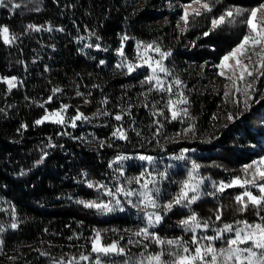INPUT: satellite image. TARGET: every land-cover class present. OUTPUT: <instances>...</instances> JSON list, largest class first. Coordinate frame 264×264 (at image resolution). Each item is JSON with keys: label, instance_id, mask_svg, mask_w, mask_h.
Returning <instances> with one entry per match:
<instances>
[{"label": "trees", "instance_id": "1", "mask_svg": "<svg viewBox=\"0 0 264 264\" xmlns=\"http://www.w3.org/2000/svg\"><path fill=\"white\" fill-rule=\"evenodd\" d=\"M262 1L218 0L212 12L198 17L184 34L195 47L186 52L173 42L171 27L161 21L167 0H11L21 5L16 9L5 0L0 27H8L16 39L8 45L0 39V81L15 77L17 86L8 91L0 82V264H54L81 253L93 256L90 239L95 231L104 244L117 241L126 249L123 261L158 252L170 258L167 245L128 243L139 239L132 233L144 226L142 220L120 210L101 213L77 201H113L88 188L89 182L113 192L117 187L133 188L135 184L127 181L145 171L140 156L161 163L154 173L163 179L158 201L163 205L187 178L184 169L168 171L170 157L194 151L190 161L198 165L199 175L218 185L242 176L241 168L264 153V99L253 101L245 111L233 95L222 99L207 93L208 81L189 65L218 61L247 32L238 17L236 23L204 37L212 18L230 7L250 10ZM124 36L128 39L121 57L118 50ZM138 43H154L171 53L164 65L174 75L169 82L176 78L182 82L180 92L188 104L180 107L188 109L187 117L171 120L164 107L169 95L142 86L148 71L129 74L117 67L122 60L136 63ZM57 88L60 91L54 93ZM65 105V124L35 123L46 110L59 111ZM77 111L87 119L74 121ZM161 111L162 115H154ZM117 114L123 119L116 121ZM118 127L125 130L126 140L112 136ZM121 156L127 158L124 166L113 163ZM239 192L228 189L215 199H200L189 211L174 206L152 232L164 240L187 241L191 235L179 225L192 213L202 222L209 221L211 229L237 221L264 223V209L249 205L240 210ZM217 210L220 221L215 219Z\"/></svg>", "mask_w": 264, "mask_h": 264}, {"label": "snow or ice", "instance_id": "2", "mask_svg": "<svg viewBox=\"0 0 264 264\" xmlns=\"http://www.w3.org/2000/svg\"><path fill=\"white\" fill-rule=\"evenodd\" d=\"M5 0H0V7L4 6ZM11 3L13 9L21 7L18 3ZM218 0H192L191 3L183 5V15L181 21L183 26L177 25L181 33L187 32L190 25H194L198 17L206 13L212 12L213 4ZM198 5V7H194ZM242 17V22L247 32L242 36V39L231 48L221 59L219 64L215 65L219 69L217 73L223 77L228 83L225 84L224 97L227 98L231 95V90L234 89L235 93L239 94L235 98L237 106H243L244 109H249L253 102L254 94L257 89L255 87L257 81L264 76V3H261L258 7H254L250 10H242L237 7H230L223 11L218 17H214L211 20V27L208 31L203 32V36L207 37L212 31H215L226 24H234L237 22V18ZM28 28L33 31H40V28L33 25H28ZM51 30V29H48ZM0 39L3 43L8 45L15 42L16 37L10 34L9 28L4 26L0 27ZM128 39L127 36L122 38L121 49L118 50V55L124 56L123 42ZM143 49V52L140 49ZM137 59L139 63H128L126 60H122V63L117 67L127 66L128 73H132L135 69L142 66H147L150 69V74L146 76L142 81L143 85H148V92L167 93L169 98L166 101L164 107L171 114V120L175 121L181 116L187 117L188 109L186 107H180L181 105H187L188 100L179 91L173 92L172 85L165 86V81L159 76L163 73L164 76H169L171 73L164 65V60L171 55L169 52H163L159 47H156L154 43L146 45L137 44ZM154 51L159 55V59L153 60L148 55L149 52ZM103 63V61H101ZM7 85L8 91H11L17 86L15 77L3 78L2 81ZM172 84L177 89L181 86L182 82L176 78L172 81ZM60 89H54L53 92H59ZM77 95H81L77 92ZM145 97L147 93L144 94ZM176 96V99H172V96ZM242 96L243 99L239 97ZM261 98L264 99V93L261 94ZM51 100V97H49ZM88 101H85L87 103ZM259 103V100L255 101ZM106 103V101H105ZM146 106V105H145ZM43 107V105H41ZM68 106H62L59 111L47 113L41 119L35 123L40 125L45 121H49L55 124H65V117L63 113L67 110ZM155 107V105H153ZM128 112H123V115H128ZM163 112L154 113V115H162ZM103 115H108L104 112ZM123 115L117 114L114 116L116 121L123 119ZM215 118V117H214ZM238 118V117H237ZM87 119L82 113L77 111L74 121ZM228 120H233L231 114L228 115ZM75 127V123L72 124ZM22 127H24L22 125ZM191 131V129H189ZM140 135V133H137ZM112 136L126 140L127 134L124 129L117 128L113 131ZM126 157H118V160H124ZM140 160L148 161L152 163L151 157L140 156ZM43 160V157H41ZM118 161H113L117 163ZM112 167V164L109 165ZM198 165H193L192 170L188 173V176L180 184L179 191L166 204L161 205L159 201V188L157 184L156 176L150 174L147 170L142 172L139 177H134L127 182L129 184L140 185V190H129L124 187H117L115 192L108 190L103 184L87 183L88 188H95L98 195L111 197L115 201V207L110 203L79 200L77 203L83 205L88 209H96L101 213H111L116 210L123 211L120 207L121 201L116 199L117 194H123L125 197H136V201L131 199L128 201L133 207L143 211V219L145 221L144 226L134 231L132 234L139 239L133 241L129 240L130 245H141L143 241H151L156 245H167V255L170 257L168 260H164V252H158L155 254L141 255V259L136 261L124 260L123 264H264V223L250 224L247 221H237V225L241 227H234L230 224H225L223 228L213 229L215 235H198L200 232H207L210 228L209 221H201L195 213H192L186 219L180 221V226L186 233H190V239L185 241L183 237L175 239H161L155 232L150 229L159 225L163 219V215L168 211H171L174 206L188 207L194 204L200 199V188L204 183L203 178L197 177ZM244 176L235 177L230 182H220L218 186L214 185L216 192H223L226 188L239 187L244 189L242 195L236 197V202L241 206V211L246 210L249 205L257 210L264 209V157H260L258 160L253 161L251 164L246 165L243 169ZM120 176L124 175L123 170H120ZM161 176L164 174L161 173ZM143 181V183H141ZM152 185V187H150ZM255 188L258 190L259 195H254L250 189ZM245 197L247 200H245ZM163 208L164 212L157 211ZM152 209L153 211H148ZM216 221H220L221 215L219 210L215 217ZM264 220V217H261ZM11 227L15 229L16 223H12ZM3 231V229H0ZM224 233H233L231 237L224 240L226 247L217 248L215 242L223 240ZM91 254H95L94 257L81 253L80 256L70 257L67 260L61 259L54 261V264H81V261L85 264H105V257L123 256L126 253V249L120 246L119 242L113 241L111 244H104L102 242V236L99 231H95L90 239ZM242 245H246L242 247ZM147 249V245H144ZM43 254V253H42Z\"/></svg>", "mask_w": 264, "mask_h": 264}, {"label": "rangeland", "instance_id": "3", "mask_svg": "<svg viewBox=\"0 0 264 264\" xmlns=\"http://www.w3.org/2000/svg\"><path fill=\"white\" fill-rule=\"evenodd\" d=\"M191 2H192V0H189L188 2H181V0H167L166 4L164 6V9H163L165 11V13L163 14V16L161 18V21L163 23H167L171 27V29H172V33H173L172 40H173V42L180 43L182 45L183 49L186 50V52L192 51L195 47H194V45H192L189 42H187V40L185 38L186 36H184V34L186 32L181 33L180 30H179V28L177 27V25L180 24L181 26H183V22L180 19L181 16L183 15V11H184V9H183L182 6L185 5V4H189ZM261 3H264V0ZM258 6H256V7H258ZM194 7H198V5H194ZM230 50H228V51H230ZM140 51L143 52V49L141 48ZM148 55L151 56L153 58V60H157V59L160 58L159 55L156 54L154 51L149 52ZM223 56H221L220 59ZM220 59L218 61H215V59H214L215 62L207 61V62H197L196 63L194 61L193 62L190 61L189 62V65H190V67L193 70L196 71V73L202 75L208 81L204 85V90H206L207 93L216 94V95H219V97H221L222 99H227V98L224 97V94L223 93H224V90H225L224 86H225L226 83H228V81H226L223 77H221V76H219L217 74L219 72V69L217 67H215V65L219 64ZM139 62L140 61L137 59L136 63H139ZM128 63L135 64V62H128ZM124 68L127 69V66L125 65ZM141 70H146L150 74V69H148V67L146 65L145 66H142L140 68L135 69L132 73L138 72V71H141ZM169 72H170V70H169ZM170 73H172V72H170ZM159 76H160V78L162 80H164V81L167 82L166 85H170V84L172 85L173 92H176V91H179L180 92V88L183 89V85L182 84L179 87V89H177L176 86L174 84H172V81H170V82L168 81V78L174 77V75L170 74L169 76H164L163 73H160ZM16 81H17V79H16ZM255 87H256L257 91L254 94L253 101L261 100L262 99L261 98V94L264 93V76H262L261 79L259 81H257ZM231 95H233V100L234 101H235V98L239 96V94L235 93V90L234 89L231 90ZM239 98L240 99H243L242 96H240ZM174 99H176V98H174ZM249 109H244L243 108V110H245V111H247ZM194 153H195L194 151L185 150V151H183L178 156L170 157L171 159L169 160V163H168V166H169L168 171L177 170V169H180L181 168V169H184L185 170L186 177H187L188 176V173L192 170L193 165H194V163L190 161L191 155L194 154ZM260 157H264V153L260 154L256 159H254V161L258 160ZM126 159H124V160H117V161H118V163L121 166H124V164L127 162ZM140 162L142 164H145V166H143L142 169L144 168L150 174H152L153 176H156V178H157V184L155 186L157 188H159V190H160V184L163 182V179L162 178H159V176H157L154 173V171L155 170L156 171L159 170V167L157 165H159L161 163L158 162V161H155L153 159H152V163L151 164L148 161H146V160H144V161L140 160ZM251 163H249V164H251ZM249 164H246V165H249ZM246 165H244L241 168V170H240L242 176H236V177L243 178V176H244L243 169H244V167ZM197 177L204 179V183L201 185V188H200V192H201L200 199H203V198L215 199V196L221 195L223 192H225L228 189H237V188H239V187L226 188L222 193L221 192H216L215 194H212L213 193L212 191H215V188H214V185L215 184H214L213 180L210 179L209 177H202V176H200L199 175V169H197ZM232 179H230L229 181L224 182V183H228ZM141 183H143V181H141ZM218 185H216V186H218ZM150 187H152V185H150ZM126 189H129V190H137L138 191V190H140V185L135 184V186L133 188L126 187ZM239 189H240V192H239L238 195H242L244 189H241V188H239ZM250 190L252 191V193L254 195H257L256 194V193H258V190L257 189L252 188ZM116 199H119L121 201L120 207H122L124 209L123 211H121L122 213L131 214L133 217H136V218L142 220L145 223V221L143 219V215H144L143 211L138 210L136 207H133L128 202L130 199L135 202L136 199H137L136 197L128 198V197H125L123 194H117L116 195ZM110 205H112V206L115 207V201L113 200L112 202H110ZM179 207L182 210L185 209V210H188L189 211L191 209V206H190V208H188V207H181V206H179ZM148 211H153V210L152 209H148ZM157 211H159V210H157ZM159 225H157L156 227H158ZM233 226L234 227H241L242 225L234 224ZM179 227H180V229H182L180 225H179ZM155 228L150 229V231L154 230ZM220 228H223V226L220 227ZM197 234L198 235H209V236H212V235H215L216 233L213 231V229L209 228L207 232H200L198 230V233ZM232 235H233V233H224L223 234V240L216 241L215 242V246L217 248L226 247V244L224 243V240L228 239ZM244 246H246V245H242V247H244ZM94 255L92 257H94ZM139 259H141V258H138L137 260H139ZM168 259H170V258L167 257L164 260H168ZM104 260H105V264H123L122 256H112L110 258L109 257H105ZM83 263L85 264V262L81 261V264H83Z\"/></svg>", "mask_w": 264, "mask_h": 264}]
</instances>
